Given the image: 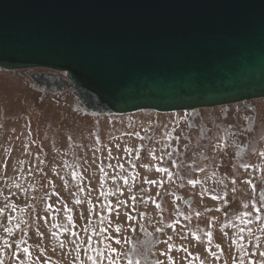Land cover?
Wrapping results in <instances>:
<instances>
[{"label": "rangeland", "instance_id": "1", "mask_svg": "<svg viewBox=\"0 0 264 264\" xmlns=\"http://www.w3.org/2000/svg\"><path fill=\"white\" fill-rule=\"evenodd\" d=\"M69 87L0 70L2 264H92L109 247L117 264H168L162 253L175 264H264V110L220 179L210 171L226 147L218 119L210 138L191 133L187 157L171 155L173 112L97 114Z\"/></svg>", "mask_w": 264, "mask_h": 264}, {"label": "water", "instance_id": "2", "mask_svg": "<svg viewBox=\"0 0 264 264\" xmlns=\"http://www.w3.org/2000/svg\"><path fill=\"white\" fill-rule=\"evenodd\" d=\"M64 73L97 114L264 97V0H0V69Z\"/></svg>", "mask_w": 264, "mask_h": 264}, {"label": "flooded vegetation", "instance_id": "3", "mask_svg": "<svg viewBox=\"0 0 264 264\" xmlns=\"http://www.w3.org/2000/svg\"><path fill=\"white\" fill-rule=\"evenodd\" d=\"M21 71L26 77H28L30 81L34 80L39 84H41L40 80H46L48 78L54 79L56 82L61 84L64 76L62 72H54L48 69H28ZM60 84L56 85V88H59L61 90L65 89L64 91H66L68 85L63 84L62 86H60ZM68 90L72 91V87H69ZM259 99L262 98L245 99L229 104H221L211 107H198L173 112L175 114V117L171 123L172 133L170 132L171 138L169 139L168 146L170 154L186 155L188 152V148L190 147L192 142V132H199L201 137H203L202 135L205 134V140L210 138L211 135L215 133V130H212L210 122L213 119H218L219 121H221V123L224 124L226 147L224 153L218 156V159L216 158L217 161L215 160V162L212 163V165L214 164L217 166H213V169L210 171L213 172L212 178L217 176L218 178L223 179L227 178V176H231L232 174L230 173H232V171H229V173L224 170V157L231 152H229V150L231 149H234V151L232 152L233 155L243 156L245 150L248 147L249 133L251 131H254L253 123L258 114V111L264 110V106L258 107L257 102L255 103V101ZM180 127H182L183 130L180 131ZM181 137L186 141L182 143L181 149L179 150ZM198 155L203 156L204 150L201 149L200 152H196L195 156ZM260 181L263 182L262 184L264 185V169Z\"/></svg>", "mask_w": 264, "mask_h": 264}, {"label": "snow or ice", "instance_id": "4", "mask_svg": "<svg viewBox=\"0 0 264 264\" xmlns=\"http://www.w3.org/2000/svg\"><path fill=\"white\" fill-rule=\"evenodd\" d=\"M261 155H264V153H261ZM158 170L159 171H163V169H158ZM117 215H119V213H117ZM127 215L128 214L125 213V216H127ZM7 231L11 232L12 230L11 229H7ZM115 231L119 232L120 231V227L117 226ZM208 235L211 236V233H208ZM171 239H172L171 236L168 237V240H171ZM115 242H116V244H119L120 240L117 239ZM165 243H167V242H165ZM172 248H173V245L172 244H168V249L171 250ZM240 248H241V251H243V246L242 245L240 246ZM23 251L25 253H27L28 249L25 248V249H23ZM96 251H97V254L95 256H89L88 257V259L92 262V264H103V260L101 259V257H103L104 259H108L109 260V264H117V261L115 260L114 257L109 258V255L111 253H115L116 252L115 248L109 247L107 249V251H101L99 249H97ZM162 254L166 256L168 264H175V261H174V259H173V257L171 255H168L166 253H162ZM260 256L264 257V252H261ZM0 264H2V262H0ZM128 264H133V261L129 260ZM135 264H139V261H136ZM156 264H164V262L160 261V260H157ZM241 264H243V261H241Z\"/></svg>", "mask_w": 264, "mask_h": 264}]
</instances>
